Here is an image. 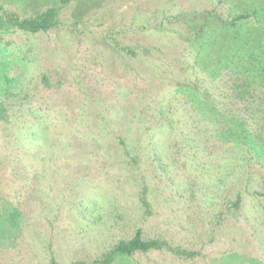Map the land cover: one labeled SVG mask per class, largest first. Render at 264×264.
I'll list each match as a JSON object with an SVG mask.
<instances>
[{
	"label": "rangeland",
	"instance_id": "1",
	"mask_svg": "<svg viewBox=\"0 0 264 264\" xmlns=\"http://www.w3.org/2000/svg\"><path fill=\"white\" fill-rule=\"evenodd\" d=\"M255 6L72 0L48 32L0 34V264H92L137 231L194 255L112 264H264V156L225 141L233 84L198 66Z\"/></svg>",
	"mask_w": 264,
	"mask_h": 264
},
{
	"label": "trees",
	"instance_id": "2",
	"mask_svg": "<svg viewBox=\"0 0 264 264\" xmlns=\"http://www.w3.org/2000/svg\"><path fill=\"white\" fill-rule=\"evenodd\" d=\"M72 0H57L56 6L46 9L33 18H21L0 7V34L17 30L29 34L45 33L59 23L61 9ZM209 23L192 27L197 35L208 30ZM218 31V29H215ZM219 36L224 42L202 45L201 57L212 55L211 65H206L205 57L198 66L212 69L213 76L225 70V76L232 82L230 99L241 108L225 107V141L233 146H245L264 156V0H256V6L238 14L230 20L220 22ZM207 67H205V66ZM235 85V88H234ZM1 111L3 109L0 108ZM215 114L222 116L219 109ZM242 142V144H241ZM168 251L179 257L194 254L169 245L161 239L143 240L140 231L127 240L120 241L92 264H112L119 256L135 253Z\"/></svg>",
	"mask_w": 264,
	"mask_h": 264
}]
</instances>
